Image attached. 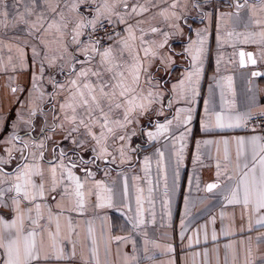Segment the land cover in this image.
Segmentation results:
<instances>
[{"label": "crops", "instance_id": "crops-1", "mask_svg": "<svg viewBox=\"0 0 264 264\" xmlns=\"http://www.w3.org/2000/svg\"><path fill=\"white\" fill-rule=\"evenodd\" d=\"M24 2L3 0L0 3V157L4 158H7L4 141L12 136L21 138L15 142L16 148H22L24 141L28 142L24 155L29 159L32 152L39 155L40 149L34 145L44 139L41 129H49L54 123L58 125L62 119L58 104L51 99L55 92L51 81L64 84L68 78L67 67L60 71L62 61L58 60L56 67H49L44 59V46L28 35L25 25L13 27L14 18L23 11ZM71 2L60 0V10L74 19L75 13L69 12L65 6ZM38 4V10H43L44 0H38ZM128 4V9L120 5L118 11L130 13L134 4L148 9L141 15L126 17L128 24L136 26L137 36L140 35L139 29L143 28L144 39L159 44L163 42V32L170 34L164 48L157 49L158 56L148 58L152 64L149 69L152 83L144 87L152 86L154 91H158L160 101L139 118V123L129 127L128 133L135 130L136 135L126 143L124 162H121L119 149L125 142L110 138L108 150L112 155L87 165L92 177L85 178L81 166L73 170L82 182L86 180L82 189L85 193L82 208L76 207L74 193L63 199L60 196L55 200L48 198L46 203L51 208L53 220L49 225L48 210L44 209V219L40 223L55 234L56 217H59L56 239L63 249L64 258L42 260L41 264H249L250 261L252 264H264V224L257 223L264 217V209L255 211L254 204L245 207L242 199L240 203H229V187L235 188L243 172L247 171L237 168L236 138L247 140L254 135L263 136L247 130L245 124L216 126V114L223 116L227 123L229 116L249 110L254 114L264 110V75H252L253 72L264 73V44L244 43L243 35L237 36L238 33L260 31L248 23L250 17L264 19L260 0H128ZM173 4L176 7L173 8ZM237 4L246 6L237 8ZM253 4L256 5L254 17L248 7ZM4 11L9 13L7 18L2 15ZM80 11L87 15L83 6ZM137 21L143 23L137 25ZM119 25L123 27L120 34L123 36L126 25ZM170 25H177L179 31ZM152 27L160 31L152 33ZM88 31L85 30L80 37L82 43H87ZM71 38L70 25L64 36L70 52L77 48L71 43ZM200 39L205 43L196 92L193 95L189 91L181 96L179 81L184 79L185 73L193 70L191 56L185 49ZM33 46L37 47L39 56H33ZM197 47L198 43L193 44V50ZM18 48L23 49V63ZM241 52L252 53L257 63L251 64L245 55L242 66ZM54 54L59 55V52L49 53V56ZM77 55L84 60L83 55ZM160 56L170 58L171 62L161 63ZM173 86H177L175 91ZM185 87L190 86L186 83ZM54 106L57 109L55 121ZM33 110L35 115L31 114ZM178 112L181 120L189 114L191 120L177 126L175 117ZM168 120H172L170 131L150 140L147 132H155L157 124ZM61 131L57 128L55 135L51 131L47 135L60 141V147H65L69 142L61 140ZM182 134L184 139L181 141L179 137ZM224 140L229 142L228 160H225ZM46 144L44 166L47 176L46 161L53 159L50 153L56 145L52 141ZM248 148L246 144V154ZM177 152H180L179 158ZM13 155L19 160V152ZM80 155L85 160L93 158L90 151H80ZM15 166L14 160L3 167L5 171H11ZM97 181L112 190L111 207H97L94 194L99 191L95 186ZM209 184L218 186L209 192ZM149 188L152 189L151 194ZM240 190L242 194V186ZM90 192L93 194L89 195ZM137 196L141 197L142 224L136 223L141 218ZM6 218L11 219V214ZM37 240L42 243L43 252L53 251L47 232Z\"/></svg>", "mask_w": 264, "mask_h": 264}, {"label": "snow or ice", "instance_id": "snow-or-ice-1", "mask_svg": "<svg viewBox=\"0 0 264 264\" xmlns=\"http://www.w3.org/2000/svg\"><path fill=\"white\" fill-rule=\"evenodd\" d=\"M19 2L20 0H17V3ZM0 3H3V0H0ZM120 5H123L124 9L129 8L128 0H72L65 6L69 12L75 13L73 19L60 10V0H44L43 10H38V0H25L23 11L18 12L14 18L13 27L16 24L25 25L28 35L37 39L39 44L44 46V59L48 61L49 67H56L58 60L63 62L59 65L60 71L63 72L67 67L68 78L64 84L55 80L51 81L55 89L51 99L58 104L62 119L58 125L54 123L49 129H41L44 139L38 145H34L40 149L39 155L32 152L29 154L31 159L24 155V151L29 147L27 141L23 142L22 148H16L15 142L20 140V137L12 136L4 141L7 145V158L0 157V264H41L42 260L64 258L63 249L56 239L59 234V217H56L55 234L46 225L40 223L44 219V209L48 210L49 225L53 220V213L46 201L49 197L52 200H55L57 196L63 199L66 195L74 193L76 207L82 208L85 197L82 189L86 180L82 182L81 177L77 176L73 170L81 166L85 178L92 177L93 173L88 170L87 165L93 163L94 160L112 155L108 150L110 138L125 142L119 149L121 162H124L126 143L136 135L135 130L128 133L129 127L139 123V118L149 113L152 106L160 101L161 94L158 91H154L152 86L147 89L144 87L145 84L151 85L152 83V74L149 71L152 64L148 58L158 56L157 49L164 48L170 34L163 32V42L159 44L155 41L149 43L144 39L143 28L139 29L140 35L137 36L136 26L128 24L126 19L131 14L141 15L148 9L144 5L134 4L131 6L130 13L127 11L121 13L118 11ZM82 6L87 11V15L80 11ZM245 6V4L236 5L237 8ZM172 7L174 8L176 5L173 4ZM248 7L252 10L254 17L256 5H248ZM260 10L264 11V0H260ZM160 14L165 15L164 12ZM2 15L7 18L9 13L4 11ZM172 15L175 16V13ZM176 19L179 17L177 16ZM141 23L143 22L137 21V25ZM248 23L254 24L260 28V31L238 33L237 36L243 35L244 43L264 44V19L250 17ZM116 24L126 25L125 35L121 36L115 32ZM70 25L72 26L71 43L77 45V48L71 52L64 40L66 30ZM170 26L176 27L179 31L177 25ZM85 30H89V39L87 43H82L80 37L85 34ZM100 30H103L102 36L99 34ZM159 31L160 29L156 27L151 28L152 33ZM93 34H96L95 39L92 38ZM105 38L108 41L107 44L103 42ZM196 43L199 44V47L193 50V44ZM204 43V39H200L198 42H192L185 49L191 56L193 70L185 73L184 79L179 81L178 87L181 96L186 95L189 91L193 95L196 92L195 84L198 82L201 72ZM52 45L57 47L53 48ZM17 51L23 63V49L18 48ZM32 52L34 57L40 55L36 46L32 47ZM55 52H59V55L49 56V53ZM77 53L83 55L84 60H81ZM245 55L251 64L257 63L253 59L252 53L241 52L240 63L242 66ZM146 61H148L147 64ZM160 62L167 64L171 62V59L160 56ZM40 71L43 73V65H41ZM252 75L259 76L264 73L253 72ZM35 81L36 77L34 76V88L36 87ZM186 83L190 87L186 88ZM176 88L177 86H173L174 91ZM13 91L15 92L16 89ZM42 95L43 93H41ZM57 97L60 99L57 100ZM169 105H171V101H169ZM56 110L54 106V121L57 119ZM180 111L185 110L181 109ZM31 114L35 115V110ZM253 115L254 113L249 110L227 117L226 123L223 116L216 114V126L221 128L242 126ZM255 115L264 118V110L255 113ZM175 119L177 126H180L187 124L191 120V115L189 114L186 119L181 120L178 112ZM171 124L172 120L157 124L155 132H147L148 138L156 140L161 135L168 133ZM205 127L207 128L208 125L205 124ZM57 128L62 130L61 140L69 142L65 147H60V141H55L53 136L47 135L48 131L55 135ZM179 139L181 141L184 139L183 134ZM47 141H52L56 146L50 153L53 159L46 161L48 165L46 176L44 150L47 148ZM261 141H264V137L257 135L247 140L244 137L236 138L237 168L247 169V171L243 172L235 188L229 187L231 191L229 203H240L242 199L245 207L254 204L255 211L264 209V143ZM223 143L226 146L225 160H228L227 145L229 142L224 140ZM246 144L249 145L247 154L245 152ZM182 147L183 145H181ZM80 151H90L93 158L85 160L80 155ZM15 152H19V160H16L13 155ZM69 153L72 155L70 156ZM176 155L179 158L180 152H177ZM160 156L163 157L162 152ZM72 157H76V159L74 160ZM14 160L16 161L15 168L5 171L3 166L11 164ZM65 160L68 163H65ZM147 164L148 161L145 158V171H147ZM217 167L219 168L220 165L218 164ZM217 175L219 176L220 173L218 172ZM95 186L99 189L94 193L98 201L97 207H111L112 190L99 181L95 182ZM217 186V184H209L207 190L211 192ZM138 191L142 190L138 189ZM148 191L151 194L152 189L149 188ZM92 194L89 193V195ZM137 205L141 218L136 223L142 224L143 209L139 207L141 205L140 196H137ZM9 214H11V219L6 218ZM257 223L264 224V217ZM43 232H47L48 238L52 242L53 251L51 253L43 252L42 243H38L37 238ZM93 255H95V249H93ZM249 255H251L250 251ZM249 264L252 262L250 261Z\"/></svg>", "mask_w": 264, "mask_h": 264}, {"label": "built area", "instance_id": "built-area-1", "mask_svg": "<svg viewBox=\"0 0 264 264\" xmlns=\"http://www.w3.org/2000/svg\"><path fill=\"white\" fill-rule=\"evenodd\" d=\"M109 27H111V26H109ZM115 32L121 34L123 32V27L121 25H119V24H116L115 25ZM99 34L102 36L103 35V30H100ZM92 38L95 39L96 38V34H93ZM103 42L105 44L108 43L106 38H105V40ZM245 128L247 130H252V131L259 132L264 137V118H261V117H259V116L254 114L252 116V118H250V119H248L246 121Z\"/></svg>", "mask_w": 264, "mask_h": 264}]
</instances>
